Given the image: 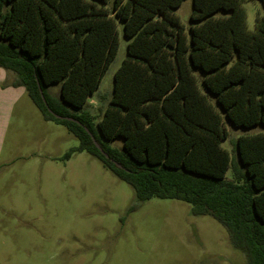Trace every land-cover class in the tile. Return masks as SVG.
Listing matches in <instances>:
<instances>
[{"label": "trees", "instance_id": "1", "mask_svg": "<svg viewBox=\"0 0 264 264\" xmlns=\"http://www.w3.org/2000/svg\"><path fill=\"white\" fill-rule=\"evenodd\" d=\"M183 1L0 0V67L17 75L46 121L79 139L66 159L98 157L139 203L184 200L224 225L245 264H264V132L239 137L234 160L222 145L224 116L264 125V13L251 29L246 0H193L188 28L176 12ZM119 22L127 56L97 119L85 106L116 57Z\"/></svg>", "mask_w": 264, "mask_h": 264}, {"label": "rangeland", "instance_id": "2", "mask_svg": "<svg viewBox=\"0 0 264 264\" xmlns=\"http://www.w3.org/2000/svg\"><path fill=\"white\" fill-rule=\"evenodd\" d=\"M110 0L109 5H112ZM255 29L261 0H246ZM193 0L176 10L189 28ZM119 22L120 47L85 106L97 119L113 96L115 71L130 39ZM17 75L0 67V264H245L226 228L194 214L180 199L138 202L133 186L87 151L65 155L79 139L64 124L46 121ZM49 91L59 95L60 85ZM222 145L237 159V139L264 125L236 126ZM122 147L123 140L109 141ZM230 169L227 176H231ZM138 203L134 209H130Z\"/></svg>", "mask_w": 264, "mask_h": 264}, {"label": "water", "instance_id": "3", "mask_svg": "<svg viewBox=\"0 0 264 264\" xmlns=\"http://www.w3.org/2000/svg\"><path fill=\"white\" fill-rule=\"evenodd\" d=\"M42 95H43V99L46 101V99H45L46 96H45V94H44L43 91H42ZM50 111H51V112H52L57 118H61V119L64 118L65 120H71V121H76V122H79V123H80V120H78V119H76V118H74V117H71V116H64V115L58 114V113L54 112L52 109H50ZM87 130L90 132L89 129H87ZM94 141H95L96 145L98 146V149L101 151V153H103L107 158H110L108 152H106V150H105V149L99 144V142L96 141L95 139H94ZM111 160L114 161L119 167L124 168V166L121 165L120 163L116 162L115 159L111 158Z\"/></svg>", "mask_w": 264, "mask_h": 264}]
</instances>
